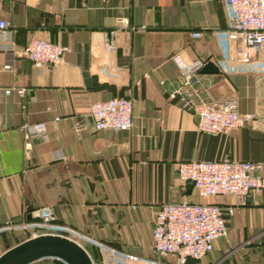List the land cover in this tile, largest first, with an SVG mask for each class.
<instances>
[{"label":"crops","instance_id":"1","mask_svg":"<svg viewBox=\"0 0 264 264\" xmlns=\"http://www.w3.org/2000/svg\"><path fill=\"white\" fill-rule=\"evenodd\" d=\"M0 19L13 45L0 40V239L48 207L52 230L94 264H126V254L170 262L153 248L160 206L214 202L234 208L226 235L186 264H264L261 196L201 198L177 171L190 160L264 163V45L237 61L223 0H0ZM195 30L202 36L192 38ZM32 38L67 47L64 61L34 67L22 54ZM195 61L218 66L194 77L199 97L236 98L251 115L243 127L201 133L196 114L171 96L183 82L179 63ZM115 97L133 101L131 129L94 130L91 103ZM39 122L48 138H28L23 125Z\"/></svg>","mask_w":264,"mask_h":264},{"label":"built area","instance_id":"2","mask_svg":"<svg viewBox=\"0 0 264 264\" xmlns=\"http://www.w3.org/2000/svg\"><path fill=\"white\" fill-rule=\"evenodd\" d=\"M223 1L229 21L224 35L235 43L237 61L248 63L252 58V51H258L264 45V0ZM9 28V22L0 19V40L8 41L6 48L12 49L13 45L8 37ZM190 35L192 38H199L202 32L195 30ZM110 47L113 48V44ZM67 50V47L60 44L32 38L23 47L22 54L34 67H53L64 61ZM202 65L201 61L179 63L178 69L183 82L170 92L171 96L179 97L182 104L196 114V128L201 133H228L232 129L243 127L251 115L238 111L236 98L207 101L199 97L193 80ZM9 92L7 89L6 93ZM17 93L22 94L24 90L18 89ZM132 106L133 101L125 97L91 103L89 116L93 129H131ZM82 128L83 125H77L76 131ZM22 129L28 138H48L47 127L43 122L26 123ZM177 171L180 179L190 182L201 198L232 195L238 203H243L247 197L259 195L264 205V163L229 158L190 160L178 162ZM225 211L231 215L234 208L223 209L214 202L182 201L162 204L156 213L152 229L153 248L159 257L169 259L170 262L142 260L132 254L124 255L123 261L126 264H186L189 259L201 260L213 249L215 241L226 235ZM32 216L39 221L37 227L53 229L56 217L48 207L37 209ZM22 227L30 228L26 225ZM36 235L39 234L32 237Z\"/></svg>","mask_w":264,"mask_h":264},{"label":"water","instance_id":"3","mask_svg":"<svg viewBox=\"0 0 264 264\" xmlns=\"http://www.w3.org/2000/svg\"><path fill=\"white\" fill-rule=\"evenodd\" d=\"M217 71L218 66L211 61L201 68L202 73ZM28 216L30 217V214ZM45 258L64 264H94L80 243L57 233H41L7 248L0 253V264H32Z\"/></svg>","mask_w":264,"mask_h":264},{"label":"rangeland","instance_id":"4","mask_svg":"<svg viewBox=\"0 0 264 264\" xmlns=\"http://www.w3.org/2000/svg\"><path fill=\"white\" fill-rule=\"evenodd\" d=\"M32 218H34L32 216ZM33 224V226H31L28 229L25 230H15L14 231V235H11V239H7L5 237L0 239V253L3 252L4 250H6L7 248L25 240L28 239L30 237H32V235L34 234H40V233H55L54 230H52L51 228H42V227H37L36 225L39 224L38 219L31 222ZM67 236V235H66ZM69 237V236H68ZM76 241V240H75ZM32 264H60L58 263L56 260L51 259V258H45L39 261H36Z\"/></svg>","mask_w":264,"mask_h":264},{"label":"trees","instance_id":"5","mask_svg":"<svg viewBox=\"0 0 264 264\" xmlns=\"http://www.w3.org/2000/svg\"><path fill=\"white\" fill-rule=\"evenodd\" d=\"M35 220H37V218H32L31 220H26L27 222H33V221H35ZM56 222V221H55ZM55 233H58V234H62V235H66L64 232H61V231H58V232H55ZM55 260V259H54ZM58 263H60V264H64V263H62L61 261H58V260H56Z\"/></svg>","mask_w":264,"mask_h":264}]
</instances>
